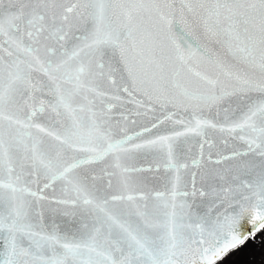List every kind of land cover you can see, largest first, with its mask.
Masks as SVG:
<instances>
[{
  "label": "snow or ice",
  "instance_id": "6c2138e0",
  "mask_svg": "<svg viewBox=\"0 0 264 264\" xmlns=\"http://www.w3.org/2000/svg\"><path fill=\"white\" fill-rule=\"evenodd\" d=\"M264 231V0H0V264H217Z\"/></svg>",
  "mask_w": 264,
  "mask_h": 264
},
{
  "label": "trees",
  "instance_id": "16d2710c",
  "mask_svg": "<svg viewBox=\"0 0 264 264\" xmlns=\"http://www.w3.org/2000/svg\"><path fill=\"white\" fill-rule=\"evenodd\" d=\"M217 264H264V231L254 240H249L242 247L229 252Z\"/></svg>",
  "mask_w": 264,
  "mask_h": 264
}]
</instances>
